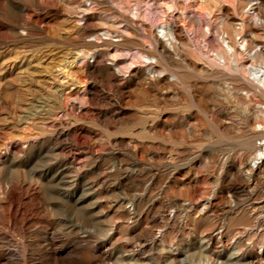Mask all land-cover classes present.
I'll list each match as a JSON object with an SVG mask.
<instances>
[{"label": "rangeland", "instance_id": "obj_1", "mask_svg": "<svg viewBox=\"0 0 264 264\" xmlns=\"http://www.w3.org/2000/svg\"><path fill=\"white\" fill-rule=\"evenodd\" d=\"M260 78L264 0H0V264H264Z\"/></svg>", "mask_w": 264, "mask_h": 264}, {"label": "bare ground", "instance_id": "obj_2", "mask_svg": "<svg viewBox=\"0 0 264 264\" xmlns=\"http://www.w3.org/2000/svg\"><path fill=\"white\" fill-rule=\"evenodd\" d=\"M161 4V3H160ZM170 6V5H169ZM227 27H228V25H227ZM224 31V30H223ZM226 32V31H225ZM170 44H171V42H170ZM229 46V45H228ZM227 48V47H226ZM231 48V47H230ZM226 50H228V49H226ZM229 51V50H228ZM260 54V53H259ZM232 55V54H231ZM224 56H225V54L224 53H222L221 52V56L220 57H222L223 59H224ZM251 56V55H250ZM254 57V56H253ZM252 57V58H253ZM215 58V57H214ZM216 59H218V58H216ZM221 60V59H220ZM218 61V60H217ZM224 63V62H223ZM254 64V63H253ZM255 65V64H254ZM224 66V65H223ZM246 66V65H245ZM253 66V65H252ZM236 67V66H235ZM249 67V66H248ZM255 67H258V65L257 66H255ZM247 69V68H246ZM245 69V70H246ZM260 69V68H259ZM238 70V69H237ZM239 70H241V69H239ZM257 70V69H256ZM261 70V69H260ZM244 72V71H243ZM251 72H249V74H250ZM254 73H255V71H254ZM253 73V74H254ZM261 73V72H260ZM241 74V73H240ZM258 74V73H257ZM242 75V74H241ZM244 75V74H243ZM250 76V75H249ZM256 76V75H255ZM260 76V75H259ZM247 77V76H246ZM253 77V76H252ZM240 78V77H239ZM239 78H237V79H239ZM241 79V78H240ZM233 80H235V79H233ZM253 81H254V78L252 79ZM257 80H259L262 84H264V78H260V79H257ZM235 82V81H234ZM256 82V81H255ZM258 82V81H257ZM256 82V83H257ZM237 84V83H236ZM258 84V83H257ZM236 86H238V85H236ZM237 88H239V87H237ZM236 89V88H235ZM262 89H264V88H262ZM239 90H241V89H239ZM241 93V92H240ZM243 93H245L244 91H243ZM262 93V92H261ZM239 94V93H238ZM245 95V94H244ZM237 96H239V95H237ZM241 96V95H240ZM243 96V95H242ZM245 97H246V95H245ZM238 98H240V97H238ZM242 100V99H241ZM260 113V112H259ZM257 124V126H258V124L259 123H256ZM261 127V126H260ZM257 128V127H256ZM253 131V130H252ZM256 134H257V136L259 135V133H256L255 132V134H254V136H256ZM253 134H251V135H249V136H252ZM253 137V136H252ZM250 138V137H249ZM253 139H255V137L253 138ZM261 139H264V138H261ZM250 140V139H249ZM262 142H264V141H262ZM261 153H264V151H262ZM255 155H256V153H255ZM258 159H260V158H258ZM262 159V158H261ZM261 162V161H260ZM262 163H264V161H262ZM257 165V164H256ZM247 167V166H246ZM253 167V166H252ZM251 168V167H250ZM249 169V168H248ZM256 169V168H255ZM260 169V168H259ZM251 170V169H250ZM246 171V170H245ZM247 172V171H246ZM252 172V171H251ZM254 172V171H253ZM248 173H250V172H248ZM260 173V172H259ZM262 173H264V172H262ZM248 176V175H247ZM261 176V175H260ZM254 177V176H253ZM256 178V177H255ZM258 178V177H257ZM248 180H249V178H248ZM253 180V179H252ZM255 180V179H254ZM247 181V180H246ZM229 182H231V180L229 181ZM253 183V182H252ZM250 184V183H249ZM248 184V185H249ZM243 186H245V185H243ZM241 187V186H240ZM250 187V186H249ZM250 191V190H249ZM261 199H264V198H261ZM209 204V203H208ZM130 208V207H129ZM223 228V227H222ZM215 230V229H214ZM223 231V230H222ZM212 233V232H211ZM209 234V233H208ZM215 234V233H214ZM216 235V234H215ZM203 238V237H202ZM207 238V237H206ZM205 238V239H206ZM214 238H215V236H214ZM217 238V237H216ZM215 238V239H216ZM220 238V237H219ZM213 239L210 237L209 238V241H212ZM206 241V240H205ZM218 241V240H217ZM221 242H222V240H221ZM218 243V242H217ZM202 244V243H201ZM214 244V243H213ZM215 244H216V242H215ZM219 245V244H218ZM146 246V245H145ZM144 246V247H145ZM211 246V245H210ZM218 248V247H217ZM221 248V247H220ZM144 249V248H143ZM214 250H215V248H213ZM262 249V248H261ZM205 251H206V248H205ZM216 251V250H215ZM217 252V251H216ZM223 252V251H222ZM145 253V252H144ZM219 253V252H218ZM171 255H172V252H171ZM174 255V254H173ZM142 256H144V255H142ZM209 256V255H208ZM241 256V255H240ZM210 257V256H209ZM238 257V256H237ZM261 257H264V256H261ZM218 258H220V257H218ZM251 258V257H250ZM214 259V258H213ZM225 260V259H224ZM251 260V259H250ZM227 261V260H226ZM207 262V261H206ZM210 262V261H209ZM251 262V261H250ZM205 264V263H204ZM215 264V263H214Z\"/></svg>", "mask_w": 264, "mask_h": 264}]
</instances>
